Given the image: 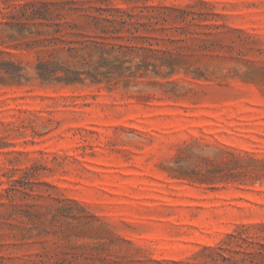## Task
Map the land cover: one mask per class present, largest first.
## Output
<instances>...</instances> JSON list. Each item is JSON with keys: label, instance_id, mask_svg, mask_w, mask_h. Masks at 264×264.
I'll return each instance as SVG.
<instances>
[{"label": "rangeland", "instance_id": "1", "mask_svg": "<svg viewBox=\"0 0 264 264\" xmlns=\"http://www.w3.org/2000/svg\"><path fill=\"white\" fill-rule=\"evenodd\" d=\"M0 264H264V0H0Z\"/></svg>", "mask_w": 264, "mask_h": 264}, {"label": "trees", "instance_id": "2", "mask_svg": "<svg viewBox=\"0 0 264 264\" xmlns=\"http://www.w3.org/2000/svg\"><path fill=\"white\" fill-rule=\"evenodd\" d=\"M122 13L125 14V12H122ZM28 18L29 17L27 15V7H23L20 11V14L13 17V20L17 21L18 23H12L11 24L13 29H15V35H10L9 37L26 36L27 35V19ZM32 20H35V19L32 17ZM46 21H48V20H46ZM94 22H95L96 26H101L107 22H112V21L109 18L95 17ZM47 25L54 27L53 28L54 33H58L60 31V27L62 24L61 23H54L52 25L51 24H47ZM34 26H36V23L34 24ZM103 31H105V30H103ZM47 34H49V33H47ZM29 35L40 36V35H42V32L39 29H36L35 31L30 32ZM91 46H92V44L87 45V47H91ZM94 48L96 49V51L100 52V54H99L100 60L103 63L108 62L107 59L105 58V55L108 54L107 50L103 46H101L98 42H95ZM70 50H71V52H78V53L80 52V50H77L74 48H70ZM81 58H82V60H85L84 55H82ZM68 63H69L68 60H66L65 62H58V61L41 62L37 66V73L42 80H50V79H53L58 72L64 71L66 73V77L60 78V79L62 81H65L66 83H71V82H73V80L71 79L72 77L76 76L79 79V77L83 73L80 72L79 70L74 69L70 65L67 66ZM103 65H107V64L96 63V65H91V64L87 63V67L89 68L88 74H90L93 79L97 80L98 77L103 76L105 74V73L100 72L101 69H104Z\"/></svg>", "mask_w": 264, "mask_h": 264}]
</instances>
